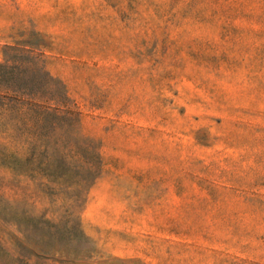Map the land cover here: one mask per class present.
I'll use <instances>...</instances> for the list:
<instances>
[{
    "label": "rangeland",
    "instance_id": "rangeland-1",
    "mask_svg": "<svg viewBox=\"0 0 264 264\" xmlns=\"http://www.w3.org/2000/svg\"><path fill=\"white\" fill-rule=\"evenodd\" d=\"M0 264H264V0H0Z\"/></svg>",
    "mask_w": 264,
    "mask_h": 264
}]
</instances>
